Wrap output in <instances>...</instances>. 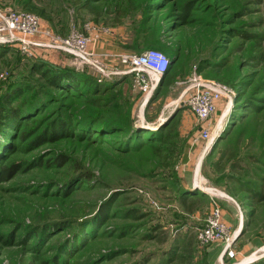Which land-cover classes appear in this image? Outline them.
<instances>
[{
	"label": "rangeland",
	"instance_id": "rangeland-1",
	"mask_svg": "<svg viewBox=\"0 0 264 264\" xmlns=\"http://www.w3.org/2000/svg\"><path fill=\"white\" fill-rule=\"evenodd\" d=\"M186 3L191 12L182 19ZM29 4L42 8L48 20L27 11ZM5 7L38 16L55 35L89 33L101 53L153 49L169 61L179 56L147 101L129 74L83 72L98 82L125 77L118 90L120 102L128 100L133 127L146 134L175 121L184 142L173 134L176 154L165 167L149 148L123 154L116 149L120 133L91 136L75 119L73 135L35 144L60 105L43 106L32 125L22 126L21 132L29 130L25 139H17L15 152L2 160L19 169L0 182V264H53L55 259L61 264H188L177 259L186 248L196 264L264 260V201L255 196L264 187V107L248 111L250 104L264 105V0H0ZM10 47L0 62V88L21 75L32 79V60L73 67L71 58L50 48L37 47L28 56ZM107 63L109 72L123 69L117 60ZM194 74L234 92L228 107L222 103L204 125L177 102ZM54 94L64 99L62 92ZM216 123L215 140L204 150L199 134L203 127L214 131ZM59 155L65 157L61 166ZM84 172L89 180L80 177ZM211 188L230 198L217 200L232 236V258L222 242L197 238L212 208ZM131 210L140 218L125 217Z\"/></svg>",
	"mask_w": 264,
	"mask_h": 264
},
{
	"label": "trees",
	"instance_id": "trees-1",
	"mask_svg": "<svg viewBox=\"0 0 264 264\" xmlns=\"http://www.w3.org/2000/svg\"><path fill=\"white\" fill-rule=\"evenodd\" d=\"M26 9L30 12L35 11L39 16L48 20L42 8L29 4ZM181 12L182 19L188 17L191 12V5L186 3ZM14 49L13 52H18ZM10 52H12V47L0 45V62L7 58ZM178 59L179 56L170 58L168 68L162 77L168 75L170 65L176 63ZM28 74L32 76V79L21 75L18 79L13 80V85L0 88V182L10 179L19 167L16 163L2 165L3 158H7L12 150L15 152L17 149L15 141L19 138L25 139L29 133V130L21 132L22 126L25 125L27 128L32 125V122L36 121L34 114L38 113L40 108L45 105L48 107L58 103L59 107L66 108L67 113L59 107L56 108L58 110L56 116L47 122L41 133L34 139L35 144L55 141L73 135L70 122L71 119H75L76 126L81 125L86 128L88 135L91 136L120 133L122 138L120 143L116 145V149L123 154L140 152L149 148L154 154L160 156L161 159L159 160L162 161V167H165L169 165L170 160L176 154V147L174 148L171 142L173 134L177 139L176 141H183L176 129L175 121L173 123V121L168 120L158 129L146 132V134L143 129L133 127V119L128 111V100L120 102L122 95L118 90L125 77L112 82H98L94 77L76 70L74 67L58 65L41 59L31 61ZM53 90L62 92L64 99L60 101ZM65 97H71L72 100L70 101L72 102L67 103ZM16 101L17 104H14ZM262 102H264V98ZM250 106L252 108L249 109L248 107L249 110L247 109L250 113L258 112L264 107L262 105L259 108L253 104ZM124 107H126L125 111H123ZM222 137L219 140H223ZM217 143L213 150L217 147ZM173 144L177 145V142L174 141ZM64 163L65 157L59 155L56 164L61 166ZM80 177L86 180L90 178L89 174L85 172L81 173ZM181 187L179 184L177 189L182 190ZM255 196L257 200L264 201V187L256 191ZM133 212L134 210L126 211L124 215L127 218L139 219L140 217ZM32 234L34 233L32 232ZM80 246H83L82 243L78 247ZM186 249L183 250L185 254H180L177 259L183 262L187 261L188 264H196L192 262L191 255L186 254ZM53 264L61 263L55 259ZM254 264H264V260Z\"/></svg>",
	"mask_w": 264,
	"mask_h": 264
},
{
	"label": "built area",
	"instance_id": "built-area-1",
	"mask_svg": "<svg viewBox=\"0 0 264 264\" xmlns=\"http://www.w3.org/2000/svg\"><path fill=\"white\" fill-rule=\"evenodd\" d=\"M39 36L42 41L33 39ZM0 45L17 46L28 56L34 55V49L45 47L64 53L71 58V65L76 69H93L103 76L109 74L130 75L135 90L141 92L147 101L151 91L169 65L167 55L158 50H146L142 53L107 54L96 51L95 42L88 33L71 31L66 36L55 35L50 28L43 25L40 18L30 12L16 11L12 8H0ZM117 60L122 71L109 72L107 62ZM109 66V65H108ZM187 85L180 94L177 102L184 105L202 125L209 122L216 113L218 102H231L234 92L229 86L213 79L194 74L186 81ZM227 109V108H226ZM217 123L214 131L203 127L199 138L206 143L207 149L216 136ZM199 189L201 187L197 185ZM206 189H210L207 188ZM202 190V189H201ZM205 190V189H203ZM213 193L212 208L204 227L197 229V238L202 243L220 241L224 244L223 252L232 258L235 254L231 248L232 236L224 223L220 202L217 199L228 198L227 195L211 188ZM210 191V190H209Z\"/></svg>",
	"mask_w": 264,
	"mask_h": 264
},
{
	"label": "crops",
	"instance_id": "crops-1",
	"mask_svg": "<svg viewBox=\"0 0 264 264\" xmlns=\"http://www.w3.org/2000/svg\"><path fill=\"white\" fill-rule=\"evenodd\" d=\"M35 40H37V39H35ZM52 55H53V54H52ZM55 56L57 57V58H55V59H57V61L59 62L60 60L58 59V55L56 54ZM54 61H56V60H54ZM57 61H56V63H57ZM63 63H64V62H63ZM64 64H65V63H64ZM64 64H63V65H64ZM222 103H223V102H218L217 110L222 106ZM186 112L188 113V111H186V110L183 111V113H186ZM189 113H190V112H189ZM189 113H188V115L191 114V113H190V114H189ZM191 160H192V159H191ZM191 160H189L187 164H189ZM185 167H186V166H185ZM187 183L189 184V183H190V180H189ZM225 214H226V213H224V216H225ZM225 217H226V216H225ZM227 219H228V218H227ZM228 220H229V219H228Z\"/></svg>",
	"mask_w": 264,
	"mask_h": 264
},
{
	"label": "water",
	"instance_id": "water-1",
	"mask_svg": "<svg viewBox=\"0 0 264 264\" xmlns=\"http://www.w3.org/2000/svg\"><path fill=\"white\" fill-rule=\"evenodd\" d=\"M150 128H152V127H150ZM215 140V139H214Z\"/></svg>",
	"mask_w": 264,
	"mask_h": 264
}]
</instances>
